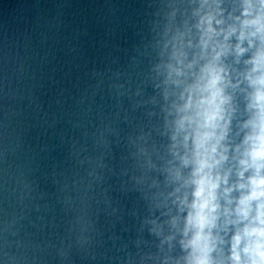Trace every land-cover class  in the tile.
<instances>
[{"label":"water","instance_id":"obj_1","mask_svg":"<svg viewBox=\"0 0 264 264\" xmlns=\"http://www.w3.org/2000/svg\"><path fill=\"white\" fill-rule=\"evenodd\" d=\"M189 3L0 0V264H154L136 151L167 144L153 69Z\"/></svg>","mask_w":264,"mask_h":264},{"label":"clouds","instance_id":"obj_2","mask_svg":"<svg viewBox=\"0 0 264 264\" xmlns=\"http://www.w3.org/2000/svg\"><path fill=\"white\" fill-rule=\"evenodd\" d=\"M187 9L179 20L169 13L153 69L159 99L149 102L167 144L163 153L150 152L146 136L137 144V184L157 190L150 206L160 210L145 221L159 241L148 259L264 264V0H191ZM148 172L164 177L163 190Z\"/></svg>","mask_w":264,"mask_h":264}]
</instances>
